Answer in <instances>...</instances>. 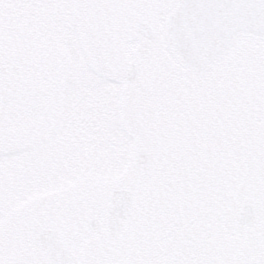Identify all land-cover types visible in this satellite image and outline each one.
Returning a JSON list of instances; mask_svg holds the SVG:
<instances>
[{
  "label": "snow or ice",
  "instance_id": "snow-or-ice-1",
  "mask_svg": "<svg viewBox=\"0 0 264 264\" xmlns=\"http://www.w3.org/2000/svg\"><path fill=\"white\" fill-rule=\"evenodd\" d=\"M0 264H264V0H0Z\"/></svg>",
  "mask_w": 264,
  "mask_h": 264
}]
</instances>
